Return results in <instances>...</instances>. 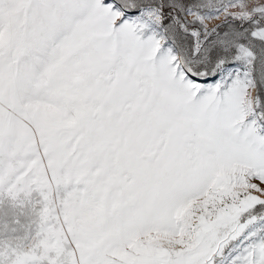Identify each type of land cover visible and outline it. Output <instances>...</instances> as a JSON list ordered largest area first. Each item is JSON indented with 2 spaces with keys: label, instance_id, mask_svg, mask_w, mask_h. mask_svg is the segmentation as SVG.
Listing matches in <instances>:
<instances>
[{
  "label": "snow or ice",
  "instance_id": "obj_1",
  "mask_svg": "<svg viewBox=\"0 0 264 264\" xmlns=\"http://www.w3.org/2000/svg\"><path fill=\"white\" fill-rule=\"evenodd\" d=\"M0 264H264V0H0Z\"/></svg>",
  "mask_w": 264,
  "mask_h": 264
}]
</instances>
